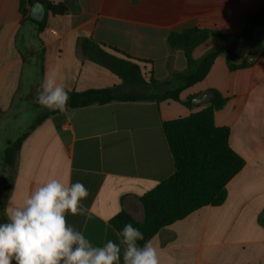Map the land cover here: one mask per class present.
Instances as JSON below:
<instances>
[{
    "label": "crops",
    "instance_id": "crops-1",
    "mask_svg": "<svg viewBox=\"0 0 264 264\" xmlns=\"http://www.w3.org/2000/svg\"><path fill=\"white\" fill-rule=\"evenodd\" d=\"M51 4L61 12L48 10ZM261 7L264 0H0V118L10 120L21 112L26 116L21 126L34 122L43 109L37 103L39 86L54 70L68 92L115 87L128 97L136 91L162 95L177 89L180 83L171 75L184 73L188 65L183 50L169 47L172 32L203 28L238 35L247 15ZM87 40L142 66L150 62L144 70L159 84L124 85L84 55ZM218 43L216 38L202 43L194 59ZM236 51L240 58L234 64L246 59L248 67L231 70L222 55L205 79L183 90L178 100L121 99L46 118L23 140L15 167L8 171L3 223L10 202L22 204L55 177L81 182L89 192L82 201L87 213L68 214V223L93 246L119 243L111 220L127 212L143 221L139 199L175 171L164 123L206 109L215 90L226 99L215 112V124L229 129V146L244 166L227 184L221 205L192 212L150 242L160 264H264V26ZM202 95L207 98L194 100ZM4 142L0 139L2 169L9 141Z\"/></svg>",
    "mask_w": 264,
    "mask_h": 264
},
{
    "label": "trees",
    "instance_id": "trees-1",
    "mask_svg": "<svg viewBox=\"0 0 264 264\" xmlns=\"http://www.w3.org/2000/svg\"><path fill=\"white\" fill-rule=\"evenodd\" d=\"M53 13L61 12L56 6L48 5ZM264 26V7L251 11L238 35L218 34L208 29L193 28L181 32H172L168 44L172 51L183 50L187 58V70L184 73L175 72L170 80L180 83L177 89L169 90L162 95H148L137 91L133 96L121 97L120 88L94 89L84 92H68L70 99L68 108H82L91 105H102L115 100L125 101H164L178 100L179 94L195 84L203 81L210 72L218 57L227 56L229 69L236 70L249 66L246 59L240 64H234L240 58L236 49L240 43L249 39L256 28ZM216 38L217 46L196 60L193 51L202 43ZM82 51L90 60L111 71L129 86H156L152 73H147L144 66L130 58H121L101 49L90 40L82 43ZM210 105L186 118L164 123L163 131L173 155L175 171L163 180L156 188L139 199L143 210V221L136 220L131 214L121 212L110 224L120 232L126 223H131L144 235L140 246L159 233L163 228L184 219L192 212L206 206H219L227 196L226 186L243 168L244 160L229 146V129L215 124V112L222 109L226 99L217 91L211 90ZM34 96V93H31ZM193 97L190 98L192 101ZM57 111L46 109L39 114L29 130L20 137L9 141L3 155V169L12 171L16 164L17 154L23 140L30 131L40 125L46 118ZM0 199V209L8 194V183L3 188ZM1 196V195H0ZM264 225V219L262 220Z\"/></svg>",
    "mask_w": 264,
    "mask_h": 264
},
{
    "label": "clouds",
    "instance_id": "clouds-1",
    "mask_svg": "<svg viewBox=\"0 0 264 264\" xmlns=\"http://www.w3.org/2000/svg\"><path fill=\"white\" fill-rule=\"evenodd\" d=\"M70 99L58 71L46 74L37 92V103L64 113ZM89 195L81 182L51 178L36 187L19 205L7 208L0 223V264H160L157 249L144 240L141 230L126 223L117 233L119 243L108 240L93 246L83 232L71 226L67 215H85L82 201ZM123 246V248L121 247Z\"/></svg>",
    "mask_w": 264,
    "mask_h": 264
},
{
    "label": "rangeland",
    "instance_id": "rangeland-1",
    "mask_svg": "<svg viewBox=\"0 0 264 264\" xmlns=\"http://www.w3.org/2000/svg\"><path fill=\"white\" fill-rule=\"evenodd\" d=\"M137 92L142 93L141 91H137ZM45 111H46V108H43L39 111V113L41 114ZM20 113H18V115L15 118H10V120H8L9 118H3V117H1L2 119L0 118V139L2 142L5 141L4 142L5 146H6L7 141H13L17 139L18 137H20L24 132H26L30 128L31 123L33 122L31 121L29 122V124L25 123L23 126H21V122H23V120L25 122L26 116L24 115L21 116ZM8 176H9V172L2 169V165H1V168H0V195H1L0 199L2 198V194H3L2 190L7 184ZM0 223H3V221L1 220V217H0Z\"/></svg>",
    "mask_w": 264,
    "mask_h": 264
},
{
    "label": "water",
    "instance_id": "water-1",
    "mask_svg": "<svg viewBox=\"0 0 264 264\" xmlns=\"http://www.w3.org/2000/svg\"><path fill=\"white\" fill-rule=\"evenodd\" d=\"M206 98H207L206 95H202V96H200V97H196L194 100H195V101H197V100L201 101V100L206 99Z\"/></svg>",
    "mask_w": 264,
    "mask_h": 264
}]
</instances>
